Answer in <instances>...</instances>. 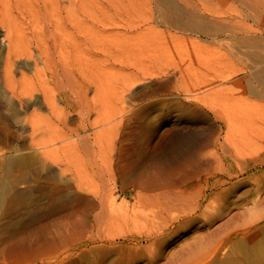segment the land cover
Masks as SVG:
<instances>
[{
	"label": "rangeland",
	"instance_id": "374dc122",
	"mask_svg": "<svg viewBox=\"0 0 264 264\" xmlns=\"http://www.w3.org/2000/svg\"><path fill=\"white\" fill-rule=\"evenodd\" d=\"M70 1L0 0V264H117L113 250L128 244L120 236L148 231L149 224L140 216L120 225L112 211L133 186L170 182L161 173L171 164L153 167L155 148L167 136L176 146L177 137L211 138L198 153L210 162L199 169L203 177L182 186L189 205L219 194L214 206L223 213L226 198L243 194L229 208L244 204V210L261 199L264 85L255 74L264 20L248 18L235 0H196L210 24L199 32L164 18L173 13L166 0ZM216 18L222 32L214 31ZM257 36L258 46L244 43ZM9 39L24 54L11 61L15 84L4 72ZM39 47L53 58L52 70L42 74L35 73L45 69ZM60 80L69 82V107ZM43 92L55 104H45ZM174 151L169 146L166 154ZM149 204L141 215L157 209L158 202ZM257 209L260 221L224 249L226 260L256 249L264 264V200ZM40 225L48 227L43 238H31L37 252L11 253Z\"/></svg>",
	"mask_w": 264,
	"mask_h": 264
},
{
	"label": "bare ground",
	"instance_id": "6f19581e",
	"mask_svg": "<svg viewBox=\"0 0 264 264\" xmlns=\"http://www.w3.org/2000/svg\"><path fill=\"white\" fill-rule=\"evenodd\" d=\"M235 1L241 5V8H243L244 13L247 14L248 18L251 17L256 22L258 20H264V0ZM67 2L69 3V1ZM163 3L165 4L169 12L173 11V13L165 14L164 18L168 19L171 24L173 23L174 25H177V28H180V30H197L199 32H202L208 29V26L210 24L206 23L203 17L199 15L197 9L201 10L202 7L198 2H196V0H177V5L170 0L163 1ZM216 19L217 24L218 18ZM214 27L215 30H212H214L216 33L223 31V27L220 26L219 23ZM247 38L248 39L245 40L248 41H244V43L250 44L252 46H258L262 41L261 37L259 36L254 37V39L251 37ZM7 48L8 55L4 72L6 81H8V83H11L13 82H10V80H12V75H10L12 58L24 54L22 51H18V49L15 48L11 39H9ZM37 51L38 54L36 58L44 64L45 69H35V73L37 72L36 74H42L46 71H51L53 66V58L51 57L49 50H45L42 47H39ZM260 55L262 54H258L256 56L260 57ZM259 57H256L257 61ZM35 60L36 59L34 57V61ZM258 62H260V60ZM257 63L255 66H258ZM36 65L38 68L39 63H35V66ZM255 75L259 82H261V84L263 83L262 85H264V55L261 59V64L257 67ZM8 83L7 85H9ZM13 83L10 85L13 86ZM68 84L69 82L64 83L63 81L59 83V88L61 89V91H63L62 99L66 103L65 105L67 107H69L68 105H70L68 94L67 92H65ZM11 87L9 86L11 92L17 91L16 88L15 90L12 89L14 86L12 88ZM16 93H13L15 97ZM27 94L29 96H33L32 91H30V93H26V95ZM22 95L24 96L25 93H22ZM17 98L21 99L19 98V96ZM43 101L49 106L53 103L50 96H48L46 93H44ZM0 106H2L1 102ZM29 125L31 127L33 126L32 123ZM24 127L26 126L24 125ZM26 128H23L24 132L30 131L29 129H31ZM176 140L177 146L171 139H169L168 136L163 137L157 144L154 152L156 156L155 161L153 162L154 170L155 168L163 169L164 167L161 166V163H169L172 165L169 169L164 168L166 172L161 173L163 177H165V181L167 179L170 182L167 185H165L166 183L161 184V179V182H159L160 184L157 181L156 182L158 184L153 181L151 183L142 182L140 184H137L136 186H133L132 191H130V195L127 198L123 199V202L119 203L120 206L117 207V209L112 211V213H115H111L113 219L118 220L120 225L122 224L120 222L125 219L138 221L140 219V216H143L144 221L148 222L149 224V229H147L148 231H132L128 234L126 233L120 236L124 239V242L128 244L125 246H119L118 248L113 250L115 254H119L117 264H246L247 261L250 264H263V260L258 258V252H255L256 249L246 250L244 254H242V257L240 259L235 260V263L232 259L226 260L225 257H222V255L224 254V249L231 243V241L235 237H238V235H240L241 233L250 232L254 228L255 224L260 221L262 214L259 213L260 210H258L257 208H260L262 200H264V195L261 197V199H258L254 203L252 202L253 206L249 207L250 204L248 203V210H244V204L243 206L239 205L243 208L239 207L238 205L237 208H234L235 204H238L244 199H242L243 194L240 196V193L238 194L239 196L234 197L232 200H228L227 198L226 201L224 200V207H227V210L223 213L221 212L222 209L214 206L215 199L219 194H203V196L197 202H195L193 205H189L185 199L187 190H184L182 186L189 179L197 180L203 177L202 172L204 171H200L199 169L202 170V168L205 165H209L210 162L206 161V158H203V160L198 155V153L200 149L205 147L207 144H210L211 138L209 137L207 139H195L187 142V138L177 137ZM169 146L177 147V151H174V153L171 154H166V150ZM183 147L187 148L186 150H184L186 151V153H181ZM191 168L192 170H190ZM154 170H152L153 173ZM175 171H177V180H175L174 178V176L176 175ZM159 175H157V177ZM155 177L156 176L154 175V178ZM147 178L149 180L148 176ZM206 201H208L207 205L205 204ZM150 202H158V204L155 205L157 209H153L149 213L147 212V215L145 214L146 212L144 213V210V215H141V208L143 207L142 205L144 203L149 204ZM221 205L223 206V204ZM231 205H234L232 206L234 209L232 207V209L229 208ZM212 210L216 212V215H213L211 213L210 217L206 216V212L208 214L210 211L212 212ZM250 210L252 212L249 215L247 214L248 216L245 217V214L250 212ZM84 211H86V209ZM212 217L213 219L214 217H217L218 220H215L216 223L212 219ZM240 217L241 221L239 220V222L237 218ZM70 218L72 219V216ZM70 218L66 219L70 220ZM242 218L244 219L242 220ZM47 227V225H40L33 231H31L30 234L15 241L10 248L11 253L13 252L20 253V255H27L29 253L37 252L39 249H35L31 245V238L34 234L39 235L41 236V238H43V233L47 230ZM109 243L116 244V238L110 239ZM51 244V241H48L47 239L45 240V246H50Z\"/></svg>",
	"mask_w": 264,
	"mask_h": 264
}]
</instances>
